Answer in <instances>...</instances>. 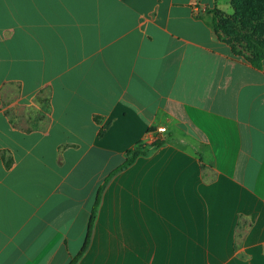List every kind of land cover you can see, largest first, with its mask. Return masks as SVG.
<instances>
[{
    "label": "crops",
    "instance_id": "obj_1",
    "mask_svg": "<svg viewBox=\"0 0 264 264\" xmlns=\"http://www.w3.org/2000/svg\"><path fill=\"white\" fill-rule=\"evenodd\" d=\"M232 1L0 0V264H70L107 179L77 264H264V62L216 31Z\"/></svg>",
    "mask_w": 264,
    "mask_h": 264
},
{
    "label": "trees",
    "instance_id": "obj_2",
    "mask_svg": "<svg viewBox=\"0 0 264 264\" xmlns=\"http://www.w3.org/2000/svg\"><path fill=\"white\" fill-rule=\"evenodd\" d=\"M262 4L263 10H264V0H233L232 5L234 8V16L231 18H223L220 20L215 21V29L218 32L223 33L227 36H236L237 38H240L252 51L253 58L250 59L251 64L256 68H261L262 63L264 62V41L259 40V37L264 34V13L261 14L259 11H257V4ZM247 6L248 12L241 14V9L243 7ZM218 19L221 18V16L217 17ZM235 19H241V23L245 24V21L247 23H251L252 26H248V29L246 32L243 30H238L233 26H229L231 24V21H234ZM245 26V25H244ZM164 144L163 141H156L152 149L160 147ZM149 150H144L141 147H136L127 153V160L126 162L117 170H115L112 175L115 173L125 169L126 167H129L132 165L135 160L140 156H146L148 155ZM111 175V176H112ZM110 176V177H111ZM108 179L105 181L104 185H102L98 191L96 201L94 204V207L92 209V213L90 216V220L88 223L86 238L83 244V247L78 254V256L70 263V264H77L78 260L81 258V256L86 252L88 249L92 233L94 229V224L97 217V211L100 205V197L103 192V189L105 185L107 184Z\"/></svg>",
    "mask_w": 264,
    "mask_h": 264
},
{
    "label": "rangeland",
    "instance_id": "obj_3",
    "mask_svg": "<svg viewBox=\"0 0 264 264\" xmlns=\"http://www.w3.org/2000/svg\"><path fill=\"white\" fill-rule=\"evenodd\" d=\"M257 11H259V13H261V14H263L264 13V10H263V7H262V4H260V3H258L257 4ZM246 12H248V10H247V6L246 7H243L242 9H241V14H244V13H246ZM221 19H222V17L219 19L220 21H221ZM241 19H239V21H238V19H235L234 21H231V24L229 25V26H233V27H235L236 29H238V30H243V31H247V30H249L248 29V26L250 27V26H252V24L250 23H247L246 22V20H244L245 21V24H242L241 22ZM245 25V26H244Z\"/></svg>",
    "mask_w": 264,
    "mask_h": 264
},
{
    "label": "built area",
    "instance_id": "obj_4",
    "mask_svg": "<svg viewBox=\"0 0 264 264\" xmlns=\"http://www.w3.org/2000/svg\"><path fill=\"white\" fill-rule=\"evenodd\" d=\"M158 132L159 133H163V132H165V129L164 128H160V129H158Z\"/></svg>",
    "mask_w": 264,
    "mask_h": 264
}]
</instances>
